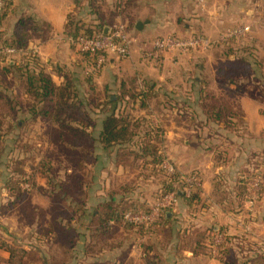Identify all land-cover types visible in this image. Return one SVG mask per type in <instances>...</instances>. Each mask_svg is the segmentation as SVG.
Returning <instances> with one entry per match:
<instances>
[{"label":"crops","instance_id":"1","mask_svg":"<svg viewBox=\"0 0 264 264\" xmlns=\"http://www.w3.org/2000/svg\"><path fill=\"white\" fill-rule=\"evenodd\" d=\"M94 1L105 9L102 19L91 14L92 0H10L2 18L0 48L1 39L13 36L21 20L32 22L34 26L30 28L39 34L46 33L47 29L50 32L45 41L31 40L28 49L13 55L0 52V67L27 62L33 54L38 58V66L55 83L65 84L66 76H73L81 84L86 77L83 74L86 61L67 34L69 16L96 18L92 27L102 20L106 22L104 29L126 22L132 38L131 53L126 59L110 56L103 70L98 72L94 83L101 91V98L109 93L111 100H116L130 88L133 80H136L137 91L143 88L144 79L152 81L161 92V122L150 120L151 109H154L151 105L143 109L136 103L134 116L145 115L151 123L161 126L164 130L161 153L172 157L174 166L183 174L195 172L202 183L194 201L189 202L179 191L175 206L164 210L172 217V234L146 233L140 242L148 245L147 253L142 244L127 248V264H149L148 254L158 256L157 264H264V185L253 208L243 199L241 189L242 180L253 170H260L264 176V0H223V3L205 0L204 6L194 0ZM138 21L144 23L142 30L136 28ZM234 23L248 26L249 31L239 39L220 42ZM168 36H203L213 41V46L224 49L231 42L235 47L251 46L252 54L244 56L251 60L253 70L237 71L233 83H220L222 79L214 69L220 58L215 61L213 46L181 54L168 52L158 63L143 58V50L153 47L155 39ZM201 87L224 96L233 106L237 113L232 119L236 127L226 128L204 116L198 98ZM119 102L106 108L122 109L124 105L119 106ZM102 107L100 104L94 109L96 116H103ZM35 120L50 124L40 118ZM159 217L160 214L153 222ZM211 229L231 238L229 260L195 254L188 246L192 233ZM157 243L163 245L158 247ZM118 251L113 253L117 260L124 254Z\"/></svg>","mask_w":264,"mask_h":264},{"label":"trees","instance_id":"2","mask_svg":"<svg viewBox=\"0 0 264 264\" xmlns=\"http://www.w3.org/2000/svg\"><path fill=\"white\" fill-rule=\"evenodd\" d=\"M9 3L10 0H8L3 16ZM89 8L92 10L91 14L94 13L102 19L105 9L101 8L100 4H95V1L92 0ZM92 18H83L79 15L69 16L66 31L73 42L76 43L81 31L90 36L95 32L103 31L106 22L99 20L94 23L95 27H92L90 25L96 19ZM30 25L33 24L29 20L19 21L14 35L1 39L3 46L25 50L28 49L31 40L41 39L45 41L49 36V29L46 30V33L39 34V32L33 31ZM1 32L0 37L2 36ZM231 43L226 52V58H220L218 61L217 71L221 78H226L223 82L224 85L233 83V77L242 68L241 71L245 73L253 70L251 60L245 58L246 55L252 54L253 48L241 45L235 47ZM80 53L90 65L96 59V54L82 50ZM231 53L235 55V58H230ZM38 64V58L32 54L27 62L7 63L0 67V125L2 120L6 118L5 116L8 115L11 119L16 120L15 125L18 127H21L27 119L26 117H31L32 120L40 118L54 124L48 132L53 145L63 152L70 162L81 168L84 162L91 161V159L92 162H97L95 167L97 170L98 167L101 169V165L104 166V161L108 159H112L118 166L124 167L128 165L135 167L136 161L142 160L144 169L154 174L160 173L162 178L166 176L165 170L160 167L164 160L160 150L164 140L163 128L151 123L145 115L134 116L133 112L136 103H139L141 108L146 109L152 101L158 102L156 109L160 110L159 106L163 104L161 92L156 89L152 81L144 79L143 88L137 91L135 90L136 80H133L129 89L122 92L116 100H111L109 93H105V96L101 98V91L97 89L89 74L86 75L87 78L85 79L87 85L83 84V81L80 84V81L73 76H66V83L59 85ZM12 77L14 84L9 88L10 90L6 91L8 88L6 85L9 84ZM84 85L85 89L83 90ZM88 89L90 90L89 97L85 96L89 91ZM164 96L170 100L169 95L165 94ZM198 98L201 101L202 112L209 121L223 124L226 128L236 127L232 119L236 117L237 113L224 96L214 94L208 91L206 87H201ZM118 102L121 104L119 106L124 105L122 109L110 111L111 109L108 110L109 107L106 108L108 105H118ZM100 104L104 106L101 111L102 117L96 116L97 113L94 110ZM127 108H130L131 112H127ZM21 113H25L23 118H19ZM82 147H88L95 151L93 152L94 157L80 152L79 149ZM99 149L105 151L106 155L97 154L96 151ZM255 171L253 170L251 175ZM260 173L263 190L264 176L262 172ZM186 174L196 173L189 172ZM186 174L175 167V172L170 175V180H162V190L158 197L162 198L171 191H175L178 195L180 190H177L173 183L182 189L183 179L181 178ZM251 175L242 180L241 183L244 200H248ZM24 181L26 180H19L15 176L5 179L8 190L15 195L12 204L31 220L37 219V221L43 222L47 220V217H50V228L43 227L40 232L47 237L55 232L54 244L61 249L64 257L61 256V253L58 256L49 257L43 250L36 248L27 250L1 241L0 248L9 252L7 258L0 255L1 262L50 264L52 261V264H70L66 258V251H73L76 254L74 259L78 253L77 246L82 248L83 253H87L83 243L84 238L87 237V234L84 233L85 228L91 231L90 242L92 244L90 245L92 246L106 243L107 239L113 237L122 227L129 231L137 229L140 237H144L149 232L169 236L174 230L172 229V217L164 211L161 212L160 217L155 222L149 225L134 224L124 219L125 213L134 210L136 207L150 210V206L146 202H142L133 196L136 188L133 184H126L118 190L112 189L108 192L107 198L99 201L96 207L87 213V208H84L83 205L86 204V200L90 196L91 182L94 180L88 181L84 174L74 175L70 182L55 184V187L59 189L56 191V203L52 206L49 215L48 208L33 204L30 190L23 188ZM28 181L33 185L35 184L32 179ZM197 193L195 192L191 197L183 195V198L189 202L194 201ZM86 217L88 218L87 221L84 220ZM83 226L84 229H82ZM214 233L218 232L211 229L207 232L192 233L188 239V246L195 254L213 255L222 261L229 260L231 238L224 236L218 245L217 252H213ZM81 239L82 242H78ZM147 246L142 244L146 253L148 251ZM112 248H116V246H112ZM157 259L158 256L148 254L146 261L149 264H157Z\"/></svg>","mask_w":264,"mask_h":264},{"label":"rangeland","instance_id":"3","mask_svg":"<svg viewBox=\"0 0 264 264\" xmlns=\"http://www.w3.org/2000/svg\"><path fill=\"white\" fill-rule=\"evenodd\" d=\"M223 2V0H220V3ZM236 26L234 23V26L232 25L231 27L234 28ZM211 49L214 50L212 53L216 58L215 61L219 58H226L228 48L224 49L223 47L213 46ZM231 55L233 54L231 53ZM85 66L86 69L83 74L85 76L89 74L93 82L97 78L96 75L100 74L98 72L104 68L98 72L96 70L92 71V66L88 64V61H86ZM214 69L217 70V67ZM86 78H82L85 85H87ZM220 79H222L220 83L226 80L225 77ZM13 80V77L9 80V84L6 85L8 86L6 91L13 86ZM262 84L264 86V82ZM89 93L90 90L85 96L90 95ZM232 95V93L229 94L230 99L233 97ZM150 105L154 108L151 109L150 115L152 117H150V120L154 118L153 120L156 119V122L160 123L162 105L159 106L160 110L156 109L158 105L157 101H152ZM127 112L131 111L128 109ZM24 114L21 113L19 118H23ZM5 117L0 125V242L4 241L11 246L27 250L33 248L43 250L49 257L58 256L60 253L64 257V254L60 251L61 249L57 248L54 244L55 232L49 237L44 236L40 232L43 227L50 228V217H47V220L43 222L37 221V219L31 220L12 204L15 200V195L8 190L5 184V179L10 176H15L19 180H26L22 185L24 189L30 190L31 201L33 204L48 208L49 215L51 214L52 206L56 203V191L59 189L55 187V184L70 182L74 175L79 174H84L88 181L94 180L91 182L90 196L86 200V204L83 205L84 208H87V213L91 212L99 201L107 198L109 191L112 189L118 190L126 184L136 186L133 196L142 202H146L152 211L156 208L157 202L163 199V197H158L162 190V180H170L171 177L166 174L162 178L160 173L154 174L144 169L142 160L136 161L135 167L128 165L116 168V163L112 159H108L104 161V166L101 165V170L96 172L95 167L97 162H92L91 159V161L84 162L81 168L77 164L70 162L67 156L51 142L48 132L54 124H46L43 121L40 123V121L30 119L31 117H26L27 119L22 123L21 127H18L15 125L16 120L11 119L9 115ZM79 150L92 158L94 157L93 152L95 151L88 147H82ZM99 150V154L106 155L105 151ZM162 154L164 158L170 159L173 164L171 156L169 158L168 155V157H165V153ZM162 162L160 164L161 168ZM29 179L34 180L35 184L29 183ZM134 210L144 209L136 207ZM87 217L91 219V217ZM87 217L84 220L87 221ZM82 229H84V226ZM84 230L87 237L84 238L83 243L85 244L84 247H86L87 253H83L82 248L77 246L78 253L76 259H74L76 254L73 251H66V258L70 264H127L129 261H127L126 249L133 245L142 244L140 241L143 240L137 229L129 231L125 227H122L113 237H109L106 243L92 246L90 245L92 244L90 242L91 231L86 230V228ZM78 242H82V239ZM156 245L159 247L163 243H157ZM112 246H116V248H112ZM117 250H119L118 252H124L122 257H119V260L113 255ZM0 255L7 258L9 252L0 248ZM0 264L10 263L0 261ZM50 264H52V261H50Z\"/></svg>","mask_w":264,"mask_h":264},{"label":"built area","instance_id":"4","mask_svg":"<svg viewBox=\"0 0 264 264\" xmlns=\"http://www.w3.org/2000/svg\"><path fill=\"white\" fill-rule=\"evenodd\" d=\"M198 5L204 6L205 0H194ZM8 0H0V32L2 31V16L7 6ZM249 31L248 26L238 25L234 28L225 31L222 41H230L239 39ZM76 44L82 51L96 54V59L93 62L92 71H100L108 62L110 56H115L118 59H126L130 56L132 38L128 30V26L124 22H119L113 27L109 28L108 33L104 31L95 32L93 35L85 34L84 31L80 32L76 40ZM214 42L203 36L194 37H176L168 36L163 38H157L153 41V47L144 49L142 56L145 60L152 63H158L164 54L168 52H176L178 54L186 53L192 49H208L213 46ZM21 50L14 47L2 46L0 52L2 54L13 55ZM162 168L169 176L175 172V166L170 159L164 158L162 162ZM183 188L179 189L177 184L173 186L183 192L186 197H191L195 192L200 190L202 183L196 174L183 175ZM249 196L248 203L253 208L256 202L260 199L262 190V177L260 170H256L249 183ZM178 201V195L175 191H171L166 194L163 199L157 202L156 208L152 210H132L126 212L124 219L134 224H150L155 218L161 214L160 211L170 210ZM156 205V204H155ZM223 235H214V241L212 244L213 252H217L218 245L220 244Z\"/></svg>","mask_w":264,"mask_h":264},{"label":"water","instance_id":"5","mask_svg":"<svg viewBox=\"0 0 264 264\" xmlns=\"http://www.w3.org/2000/svg\"><path fill=\"white\" fill-rule=\"evenodd\" d=\"M143 25H144V23H143L142 21H138L137 24H136V28L139 29V30H142ZM108 31H109V28H105V29H104V33L107 34Z\"/></svg>","mask_w":264,"mask_h":264}]
</instances>
